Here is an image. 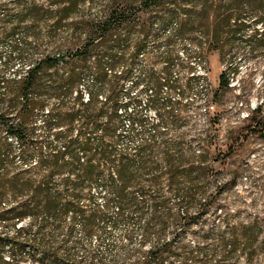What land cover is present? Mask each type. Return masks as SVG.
I'll list each match as a JSON object with an SVG mask.
<instances>
[{"label":"trees","instance_id":"trees-1","mask_svg":"<svg viewBox=\"0 0 264 264\" xmlns=\"http://www.w3.org/2000/svg\"><path fill=\"white\" fill-rule=\"evenodd\" d=\"M179 1L109 0L106 7H120L112 12L125 13L137 4L151 9L179 6ZM190 1V11L183 10L190 20L196 23L215 19L209 27V43L205 47L197 44V55L215 51L222 56L223 37L240 39L247 28L246 23L240 21L242 15L264 13V0ZM16 5L20 9L17 21L28 23L25 40L31 38L40 56L21 76L18 69L13 75L0 73V264H64L65 256L48 245L41 231L47 217L60 227L61 217L67 213L80 215L82 231L88 239L80 264H100L91 249V237L100 243L104 238L109 240L115 230L120 233L117 249L121 251V262L127 264H227L242 257L251 259L255 255L252 247L255 234H239L238 228L231 226L226 237L218 225L206 226L215 198L223 187H216L213 192L209 190L205 180L209 168L201 161L206 153L204 142L198 140L203 153L197 155L200 160L196 165L191 163L188 170L181 163L179 142L166 139L168 130L183 120L184 106L168 101L163 109L156 97L162 86L174 89V81L161 82L152 74L138 78L136 83H142L140 91L148 87L154 91L144 109L128 111L118 96L121 84L129 80V72L111 75L119 63L112 57L108 70L96 75L97 86L89 90L86 103L81 102V96H76L77 107L63 109L64 96L71 93L76 75L71 72L65 79L48 73L59 63H67L60 53L51 55L42 49L40 39L50 38L67 23L73 27L81 25L87 30L89 42L75 53L79 62L84 63L97 45H107L112 40L109 32L112 24L119 25L122 21L113 19L112 14L104 21L89 18L73 21V16L94 5L93 0H16ZM2 7L6 9V5ZM4 38L0 32V41ZM250 43L255 49L262 48L264 29L254 34ZM3 59L2 68L6 71L13 61H23L22 48L15 46ZM109 82V93L104 98L109 109L105 111L103 106L95 109L102 86ZM218 85L228 87L226 76H220ZM180 96L183 98L184 92ZM47 99L56 100L57 104L46 111ZM128 100L135 107L140 104L137 95ZM151 110L155 120L149 117ZM100 114L102 121H99ZM124 118L137 144L119 149L117 132ZM145 124H151L152 129L146 132ZM160 125L166 126L167 131H159ZM74 130L75 135L69 137ZM155 152H159L163 171L151 161ZM53 175L62 176L59 181L62 190L56 195L50 190L55 182ZM145 175H148L147 184H142ZM178 179L186 185L180 186ZM94 181L101 185L102 204L87 193ZM163 181H167L175 201L173 212L161 194ZM136 196L148 202L138 201ZM80 200L92 204L89 212L79 204ZM141 221L138 242H135L134 227ZM219 222L227 224L228 218L223 217ZM34 227L38 236L30 237ZM108 246L112 243L108 242ZM117 263L116 258L110 261V264Z\"/></svg>","mask_w":264,"mask_h":264},{"label":"rangeland","instance_id":"rangeland-1","mask_svg":"<svg viewBox=\"0 0 264 264\" xmlns=\"http://www.w3.org/2000/svg\"><path fill=\"white\" fill-rule=\"evenodd\" d=\"M93 3L92 7L81 10L72 20L86 21L89 18L104 21L112 14L113 19L122 22L119 25L112 24L109 29L112 40L107 45H97L84 63L79 62L80 58L75 53L89 42L87 30L81 25L73 27L67 23L57 33H52L50 38L42 37L39 41L42 49L51 55L60 53L67 63H59L48 73L65 79L71 72L76 75L71 93L64 96L66 106L63 109L77 107L76 96H81V102L86 103L89 90L97 86L96 75L108 70V62L112 57L118 59L119 63L111 75L129 72V80L121 84L122 91L118 96L128 111L144 109L154 91L152 87L140 91L142 83H136L138 78L152 74L161 82L174 81V89L162 86L156 97L163 109H166L164 107L168 101L180 102L184 106L183 120L168 130L166 139L179 142L181 163L188 170H191V163L196 165V161L200 160L197 155L203 153V148L198 140L203 141L206 153H203L201 161L209 168V175L205 176L209 190L213 192L216 187H223L215 198L213 213L208 217L206 226L218 225L226 237H229L231 226H236L239 234L256 235L252 244L255 255L251 259L242 257L227 264H264V46L255 49L250 43L252 36L264 29V13L242 15L240 21H244L247 28L241 33L240 39L223 37L225 49L222 56L215 51H203V54L197 55V44L205 47L209 43V27L215 19L212 17L208 21L196 23L190 20L183 10L189 12L192 1L180 0L179 6L165 5L151 9L137 4L125 13L114 12L116 14L112 10H119L120 7H106L109 0H93ZM2 5H6V9ZM19 13L16 0H0V32L5 36L0 41V53L3 58L7 57L15 46L22 48L23 52V61H13L6 71L2 68L4 59H0V73L6 75H13L17 69L19 75H23L31 62L40 56V52L34 50L31 38L25 40L28 23L17 21ZM257 19L259 22L255 23ZM221 75L226 76L227 88L218 85ZM110 83L102 86L103 92L96 98L95 109L102 106L105 111L109 109L104 98L109 93ZM183 92L182 98L180 94ZM133 95L139 98L137 107L128 100ZM56 104V100L47 99L44 107L47 111ZM149 117L155 120L152 110ZM102 120L103 115L100 114L99 121ZM37 121H40V117ZM126 124L127 118H124L117 132L116 147L119 149L137 144L136 140H132V132ZM143 129L150 131L151 124L143 125ZM158 130L167 131V127L160 125ZM74 135L75 130L69 137ZM158 154L155 152L151 161L163 171L164 164ZM147 177L143 176L140 183L147 184ZM52 178L55 182L50 190L56 195L62 190L59 182L62 176L53 175ZM177 181L180 186L186 185L182 179ZM97 182L94 181L88 187L87 193L102 204L101 185ZM161 194L173 212L175 201L167 181H163ZM136 198L148 202L146 198ZM79 204H83L87 212L92 206L85 200H80ZM176 212L179 214L180 210ZM223 217L228 218L227 224L219 222ZM46 219L41 235L48 245L61 251L66 258L64 264H80L83 247L88 244L82 231L80 215L67 213L61 217L60 227L51 217ZM141 224L142 221L134 227L135 242H138ZM36 236L38 231L34 227L30 237ZM91 238V249L96 253L100 261L98 263L110 264L111 259L116 258L117 264H127L121 262V251L117 249L119 231H112L109 240L104 238L100 243L94 237ZM108 242L112 243L111 247Z\"/></svg>","mask_w":264,"mask_h":264}]
</instances>
